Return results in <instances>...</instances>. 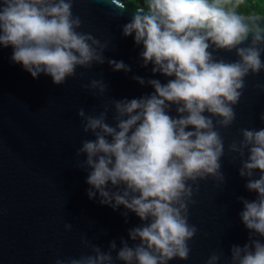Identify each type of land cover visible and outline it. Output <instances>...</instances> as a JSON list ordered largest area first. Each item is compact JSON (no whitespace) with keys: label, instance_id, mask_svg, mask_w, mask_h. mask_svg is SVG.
I'll use <instances>...</instances> for the list:
<instances>
[{"label":"clouds","instance_id":"clouds-1","mask_svg":"<svg viewBox=\"0 0 264 264\" xmlns=\"http://www.w3.org/2000/svg\"><path fill=\"white\" fill-rule=\"evenodd\" d=\"M132 11L122 34L142 45V67L167 78L145 81L132 78L154 91L140 98L112 100L98 115L79 109L83 132L94 139L82 141L78 168L89 170V199L121 206L127 217L134 213L141 224L129 229L133 242L110 241L104 251L85 239L92 254L55 264H169L188 260L189 241L198 229L189 223V208L199 181L213 178L225 183L221 172L224 137L236 120L235 106L244 94L245 79L264 70V0H112ZM75 0H0V45L11 46V60L33 79L50 76L56 85L75 77L77 68L104 64L109 43L82 32V20L73 14ZM147 9V10H145ZM122 15V12L117 14ZM235 53L226 60L216 52ZM114 71L131 72L123 61L107 60ZM85 89L108 86L92 80ZM264 91V85L256 86ZM175 111L176 116L170 113ZM113 123H109V113ZM264 120V115L261 116ZM242 139L228 148L238 155L239 174L246 188L257 193L253 201L239 197L240 218L249 230L248 242L232 245L230 264H264V129H240ZM236 157H234L235 159ZM260 175L255 178L256 171ZM66 230L72 225L66 224ZM138 241V243H137ZM115 252V257L113 256ZM213 253L206 264H218Z\"/></svg>","mask_w":264,"mask_h":264},{"label":"water","instance_id":"water-1","mask_svg":"<svg viewBox=\"0 0 264 264\" xmlns=\"http://www.w3.org/2000/svg\"><path fill=\"white\" fill-rule=\"evenodd\" d=\"M73 14L81 17L80 31L101 43L108 42L109 47L104 52V64L77 68L76 76L64 85L54 84L44 74L33 79L22 65L11 60L13 48L0 45V264H55L57 259H78L92 254L83 243L85 239L104 251L112 240L118 248L122 238L131 245L128 231L141 224L134 213H129L125 222L123 206L113 210L101 205L98 194L89 199L86 180L90 169L78 168L86 156L75 153L82 141L94 137L83 132L78 111L83 108L86 114L98 115L113 99L131 100L154 91L133 76L162 83L169 78L154 75L151 64L142 67V45L137 46L133 37L123 36L131 10L123 11L112 0H75ZM214 55L237 59L234 52ZM107 60L123 61L132 71H114ZM92 80H103L107 91L101 95L98 89H85L83 85ZM245 84L235 106L236 120L230 128L220 130L225 141L220 161L225 183L211 177L199 181V191L193 196L196 203L189 208V223L198 229L189 241L190 256L169 264H206L214 252L222 254L218 264H230L232 245L248 242L249 230L240 218L244 206L238 198L253 201L257 193L247 190L248 178L239 174L240 159L228 146L242 139V128L264 129V91L256 87L264 85V70L250 74ZM170 114L176 116L174 110ZM111 117L110 112L109 123H113ZM259 175L257 170L255 178ZM69 223L72 228L66 230Z\"/></svg>","mask_w":264,"mask_h":264},{"label":"trees","instance_id":"trees-1","mask_svg":"<svg viewBox=\"0 0 264 264\" xmlns=\"http://www.w3.org/2000/svg\"><path fill=\"white\" fill-rule=\"evenodd\" d=\"M141 3H142V0H139ZM124 3L128 4V6L130 8H134V5L133 3L131 2V0H123ZM255 3V0H249V4H254Z\"/></svg>","mask_w":264,"mask_h":264},{"label":"rangeland","instance_id":"rangeland-1","mask_svg":"<svg viewBox=\"0 0 264 264\" xmlns=\"http://www.w3.org/2000/svg\"><path fill=\"white\" fill-rule=\"evenodd\" d=\"M137 3H141L139 0H136Z\"/></svg>","mask_w":264,"mask_h":264}]
</instances>
